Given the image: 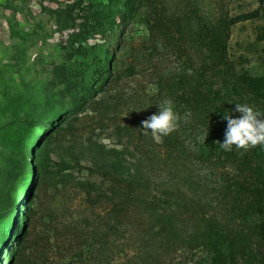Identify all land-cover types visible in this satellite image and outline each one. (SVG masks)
<instances>
[{"label": "rangeland", "instance_id": "rangeland-1", "mask_svg": "<svg viewBox=\"0 0 264 264\" xmlns=\"http://www.w3.org/2000/svg\"><path fill=\"white\" fill-rule=\"evenodd\" d=\"M214 98L264 110V0H0V264H264V149H220Z\"/></svg>", "mask_w": 264, "mask_h": 264}, {"label": "clouds", "instance_id": "clouds-1", "mask_svg": "<svg viewBox=\"0 0 264 264\" xmlns=\"http://www.w3.org/2000/svg\"><path fill=\"white\" fill-rule=\"evenodd\" d=\"M155 91L153 88L152 93ZM156 105L158 111L142 120L140 129L150 132L152 139L160 142L176 130L179 117L170 100L165 99ZM221 120L226 121V127L222 142L218 141L220 149L241 153L257 146L264 149V110L248 103H235L233 109L222 113Z\"/></svg>", "mask_w": 264, "mask_h": 264}, {"label": "trees", "instance_id": "trees-1", "mask_svg": "<svg viewBox=\"0 0 264 264\" xmlns=\"http://www.w3.org/2000/svg\"><path fill=\"white\" fill-rule=\"evenodd\" d=\"M209 34L210 35L207 45L209 46V51L212 54V63L214 65L215 72H217L218 74L220 73L218 76L221 77L222 81L225 83L224 85L223 82H221L223 86V92L227 88H230L231 90L229 91H232L233 87L230 86V84H232L231 81L233 82V84L235 83L238 86H240L244 82L243 80L240 79L239 76H233V74L231 73L232 69L229 67V64L227 63L225 50L218 36H216L214 32ZM91 57H92L91 58L92 61L96 62L93 64V66L97 67L99 57L97 58V56L95 55ZM216 98H214L213 101L216 102L217 104H214L211 107L212 112L216 117V121H215L216 134H224L226 121L221 120V115L222 113H225L228 110H226L222 106L221 102L218 101L219 99L216 101L215 100ZM258 207L263 208L262 202H258ZM258 237L262 242H264V221L260 222L259 224ZM208 238L209 241L207 242V244L209 243L214 247H216V249H218V254L216 255L222 257L221 259H223V261L226 263L234 262L236 259L240 258L243 254L244 250L242 249V247L244 242L240 236L233 237V235H231L228 232H224L221 229L213 230V227L212 228L210 227L208 231ZM216 255L215 258H218Z\"/></svg>", "mask_w": 264, "mask_h": 264}]
</instances>
